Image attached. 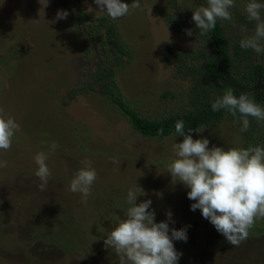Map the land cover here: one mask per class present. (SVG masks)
Returning <instances> with one entry per match:
<instances>
[{
	"label": "rangeland",
	"instance_id": "obj_1",
	"mask_svg": "<svg viewBox=\"0 0 264 264\" xmlns=\"http://www.w3.org/2000/svg\"><path fill=\"white\" fill-rule=\"evenodd\" d=\"M139 2L141 8L113 20L94 0H48L46 7V0H0V108L19 125L11 148L0 150V161L7 162L0 168V264H119L104 240L126 217L133 187L146 193L137 204L151 199L157 223L171 211L170 229L186 228L187 242L173 241L182 253L178 264H264V219L255 221L246 239L229 243L199 209L190 210V189L168 172L173 144L180 141L140 135L100 88L88 87L98 51L96 38L75 27L78 12L88 25L97 17L116 25L128 57L116 70L115 93L129 107L160 119L186 103L190 83L174 77V61L165 62L162 48L195 47L194 34L185 30L193 32L188 16L199 7L193 0ZM249 2L234 0L233 9L247 14ZM58 10L67 11V18L56 20ZM163 11L179 20L178 32L165 24ZM229 117L200 127L204 131L193 138L225 150L264 146V120H256L247 141ZM40 152L51 171L44 191L35 175ZM82 161H91L97 173L86 199L69 187Z\"/></svg>",
	"mask_w": 264,
	"mask_h": 264
},
{
	"label": "clouds",
	"instance_id": "obj_2",
	"mask_svg": "<svg viewBox=\"0 0 264 264\" xmlns=\"http://www.w3.org/2000/svg\"><path fill=\"white\" fill-rule=\"evenodd\" d=\"M42 4L43 0H39ZM182 3V0H178ZM100 11H106L113 20L127 15L131 9L141 8L139 0H133L131 5L122 0H94ZM43 3V6H47ZM234 0H207V6H201L193 11L192 20L201 34H207L216 26L217 19L231 20L230 9ZM264 3L250 0L245 7L249 21H255L256 27L252 35H247V28L241 27L245 33L240 40L242 49H252L257 54L264 53V19L261 10ZM68 12L58 10L56 20L66 19ZM192 36L191 30H185ZM255 93H241L239 97L227 89L222 97L212 104V110L226 109L235 119L234 123L241 125L240 131L247 132L250 128L249 116L258 121L264 120V107L254 99ZM19 130L14 118L8 116L0 108V150L7 151L12 146L13 136ZM202 133L204 129H188L185 132L183 120L175 124V133L183 137L182 142L173 144L175 159L168 166L174 183L181 182L186 188L188 199L195 201L190 210L199 209L202 216L213 224L215 229L226 237L229 243L236 245L246 239L248 230L257 219H264V146L209 148V139H194L192 132ZM163 134V129L158 130ZM58 145L53 143L51 151ZM47 155L37 153L35 163L38 170L35 175L42 183L41 191L46 189L51 171L47 166ZM84 167L79 169L70 183V191L80 193L86 199L91 194V188L97 179V173L91 167V161H82ZM115 163V161H114ZM7 167L6 161H0V168ZM146 195L141 187L128 190L126 202L130 207L126 217L110 231L104 240L105 248L112 249L119 257V264H178L182 253L178 252L173 241L187 242L186 228L169 227L172 213H166L167 219L157 223L155 211H149L151 199L136 203L138 196ZM171 233V234H169Z\"/></svg>",
	"mask_w": 264,
	"mask_h": 264
},
{
	"label": "trees",
	"instance_id": "obj_3",
	"mask_svg": "<svg viewBox=\"0 0 264 264\" xmlns=\"http://www.w3.org/2000/svg\"><path fill=\"white\" fill-rule=\"evenodd\" d=\"M193 1L198 7L207 6V0ZM258 2L264 3V0H258ZM230 11H233L234 17L231 20L217 19L215 28L207 34H201L192 20L193 11L190 12L188 23L193 30L195 47L184 51L169 44L163 46L162 56L165 62L174 61V77L179 80H188L190 86L187 101L181 110L160 119H147L140 116L115 93L116 70L125 65V59L128 57L127 49L119 40L116 25L104 17H97L92 24L88 25V18L78 12L74 18L75 27L83 30L89 37L96 38L92 45L98 51V60L89 78L88 87L92 90L95 86L100 88V92L127 117L131 127L137 133L159 140L174 135L182 142L183 137L175 133V124L179 120L184 121L185 132H187L190 128L194 130L197 127L218 123L226 115L233 121L237 119L239 113L237 117H233L226 109L212 110L215 100L222 97L229 88L237 97L245 92L255 93V101L263 107L264 53L257 54L252 49L240 47V40L245 35L241 27L247 28V35H252L256 22L249 21L247 14L236 11L235 8H231ZM162 17L171 30L179 31L180 22L171 13L163 11ZM261 17L264 19V9L261 10ZM248 119L249 129L256 131V119L251 116ZM234 124L240 130L241 125ZM159 129H163L162 135L158 133ZM195 133L193 131L192 136ZM241 133L247 141H251L248 131ZM243 147L247 148L248 144H243Z\"/></svg>",
	"mask_w": 264,
	"mask_h": 264
}]
</instances>
